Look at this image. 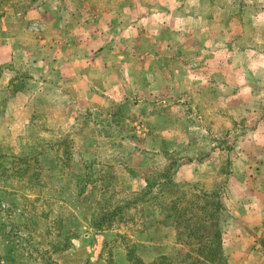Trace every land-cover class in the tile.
I'll use <instances>...</instances> for the list:
<instances>
[{"label":"rangeland","instance_id":"374dc122","mask_svg":"<svg viewBox=\"0 0 264 264\" xmlns=\"http://www.w3.org/2000/svg\"><path fill=\"white\" fill-rule=\"evenodd\" d=\"M0 264H264V0H0Z\"/></svg>","mask_w":264,"mask_h":264}]
</instances>
